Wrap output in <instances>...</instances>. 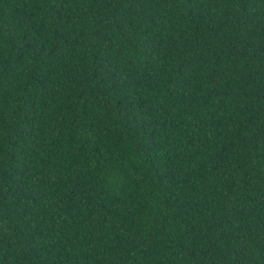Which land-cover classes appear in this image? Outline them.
Instances as JSON below:
<instances>
[{"label": "trees", "instance_id": "obj_1", "mask_svg": "<svg viewBox=\"0 0 264 264\" xmlns=\"http://www.w3.org/2000/svg\"><path fill=\"white\" fill-rule=\"evenodd\" d=\"M0 264H264V0H0Z\"/></svg>", "mask_w": 264, "mask_h": 264}]
</instances>
